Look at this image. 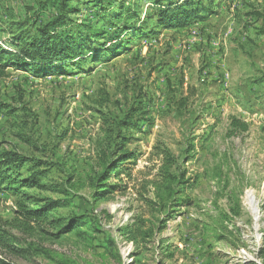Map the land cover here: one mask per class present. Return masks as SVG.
Masks as SVG:
<instances>
[{
  "label": "rangeland",
  "instance_id": "1",
  "mask_svg": "<svg viewBox=\"0 0 264 264\" xmlns=\"http://www.w3.org/2000/svg\"><path fill=\"white\" fill-rule=\"evenodd\" d=\"M71 1L75 10L56 33L101 28L100 42L115 44L116 27L98 21L97 10L120 14L121 23L143 32L89 73L37 78L9 68L0 82V152L42 160L49 171L44 188L29 192L69 203L55 214L89 221L80 228L83 239L55 242L53 228L26 222L15 196L0 192V225L24 252L0 249V258L8 264H264V0H158L164 7L191 3L189 10L202 14L172 29L158 24L156 0ZM59 12L55 0H0V47L16 52ZM234 118L248 130H234ZM113 143L135 154L131 174L111 173L115 163L99 182ZM27 168L20 171L24 178ZM103 182L122 190L96 200L95 183ZM140 221L151 236L136 249L119 228ZM104 239L113 244L103 247Z\"/></svg>",
  "mask_w": 264,
  "mask_h": 264
},
{
  "label": "trees",
  "instance_id": "2",
  "mask_svg": "<svg viewBox=\"0 0 264 264\" xmlns=\"http://www.w3.org/2000/svg\"><path fill=\"white\" fill-rule=\"evenodd\" d=\"M55 1L58 2L60 8L59 14L46 25L37 29V35L32 39L33 41L31 43L26 46H17V42H14L13 46H17L16 48L18 49L16 52L5 49L2 46L0 47V82L7 76L9 68L22 70L37 78L74 73L70 72V69L79 71L78 74L89 73L94 65L93 67L89 66H92L93 63L105 64L110 58L120 56L121 52L129 48L128 45L131 42L137 40L138 36L136 35L143 32L141 26L126 22L121 23L122 16L120 14L117 15L114 13V16H112L106 15L102 11L100 15L97 10L96 16H98V21L104 22L109 27H116V35L110 39V41L115 40V44L108 45L105 42H100L105 32L101 28H95L93 31L88 30L90 34H84L86 32L81 30L74 31V28L56 33L59 26H66L68 15L75 9L72 6L71 0ZM94 1V5L100 2V0ZM156 5L160 10L158 14H155V17H157L158 24L162 28L188 27L202 17L198 8L193 7L189 10L191 3L181 6H172L169 4L167 7H164L160 1L158 2L156 0ZM100 8L104 9L101 4ZM127 12L128 14L130 13L129 11ZM146 21L147 18L144 19L142 24H145ZM18 39L22 41L24 38ZM3 108L5 109V107L1 106L0 111ZM231 126L234 130H241L242 132L248 130V125L236 118L232 119ZM108 131L110 132L107 137L110 139L112 131ZM110 148V164L105 169V172L99 175V182L105 179L110 171V166L115 163L116 166L111 173L113 172L117 176L127 174L128 177L131 174L130 163L135 159V154L122 149L119 151V147H116L114 143ZM103 161L106 163L104 159ZM42 165H45L42 160L33 162L29 158L15 152H0V192L7 191L15 196V202L18 208L17 213L26 222H36L39 226L45 223L49 228H53L56 232L50 235L55 242L73 235L83 239L86 235L80 228L89 223L85 215L55 214L59 208L67 207L69 203L63 200L36 197L29 192L31 189L44 188L41 182L46 178L49 171L42 168ZM24 167H28V176L26 178L20 174V171ZM95 187L96 191L94 195L96 196H93L96 200L108 194H113L118 190H122L121 186L110 184V182H103L101 185L95 183ZM99 188L102 189L99 190ZM175 201L173 200V203ZM181 203L183 204V202ZM50 213H53V215L49 216ZM139 223L140 225L138 226L129 225L119 228L120 235L126 236L128 240L133 242L136 249H142V240L145 237L149 238L151 236L148 232H143L141 226V224L143 225V221ZM24 226L29 230L32 229L28 224H24ZM96 231L99 232L100 229H96ZM71 233L72 235H70ZM145 233L148 236H144ZM13 243L11 234L0 225V249L10 254L22 255L24 253L23 250L13 246ZM112 244L113 241L111 239H104L101 245L103 247L107 245L108 247ZM136 255L137 253L133 254V256ZM0 264H8V262L0 258Z\"/></svg>",
  "mask_w": 264,
  "mask_h": 264
}]
</instances>
